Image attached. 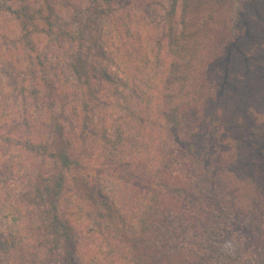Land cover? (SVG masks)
Here are the masks:
<instances>
[{"label":"trees","instance_id":"1","mask_svg":"<svg viewBox=\"0 0 264 264\" xmlns=\"http://www.w3.org/2000/svg\"><path fill=\"white\" fill-rule=\"evenodd\" d=\"M85 1L84 25L78 23L76 32L80 35L81 28L89 29L91 36L104 30L113 35L108 40L115 46V57L128 63L134 77L131 88L141 91L135 96L146 126L143 142L130 149L120 124L111 127V134L100 124V137L91 117L78 113L80 131L95 133L103 153L115 161L125 160L142 183L131 186L111 180L107 193H101L102 183L92 179V169L74 158L63 141L51 147L47 157L59 173L35 189L43 205L45 264H264V251L256 258L247 254L250 241L236 231L241 218L231 209V192L223 191L219 183V176L231 177L233 183L249 181L243 198L252 212L264 216V187L253 182L251 169L255 160L264 158V96L260 101L261 94L256 93L257 76L264 73V0H244L234 22L230 16L218 17L224 10L232 14L227 0H170L163 35L154 41L140 33L145 27L139 31L129 10L111 19L108 14L115 0ZM11 8L12 1L0 0V9L21 19L26 31L33 15L25 5ZM47 26L52 23L47 21ZM108 50V45L100 46L99 58L106 60ZM93 68L116 90L125 85L103 65ZM70 70L75 78L85 76L82 56L72 57ZM155 77L162 83L160 99L146 93L156 85ZM218 107L221 117L216 115ZM207 143L222 145L217 149L228 163L222 172L215 170V154ZM125 149L129 151L124 156ZM68 182L78 186L89 217L84 214L78 221L77 206H60L70 190ZM85 218L97 235L91 249V237L83 233ZM228 240L238 245L234 258L220 252ZM18 242L15 237L2 238L0 251L8 252Z\"/></svg>","mask_w":264,"mask_h":264},{"label":"rangeland","instance_id":"2","mask_svg":"<svg viewBox=\"0 0 264 264\" xmlns=\"http://www.w3.org/2000/svg\"><path fill=\"white\" fill-rule=\"evenodd\" d=\"M10 1L13 10L25 5L34 19L24 31L21 29V19L18 20L15 14L6 9H0V241L2 238L15 237L20 243L8 252L0 251V264H45L47 247L43 245L46 237L42 229L43 205L35 197V189L39 184L46 183L47 177L59 173L58 167L47 157V153L53 150L51 147L57 144L59 147L63 141L62 145L68 147L74 158L92 169V179L102 183L98 186L101 193H107L111 180L138 186L142 183L141 176L135 174L125 160L115 161L103 153L101 141L95 138V133H81V117L78 118V113L91 117L92 128H96L95 132L100 137V124L109 128V134L112 126L120 124V129L125 131L124 141L128 149L143 142L146 121L141 116L140 109L143 107L136 100L141 91L131 88L134 77L128 70L129 65L116 59L113 51L115 46L111 44L112 40H108L113 35L104 30L91 36L89 29L81 28L80 35L76 32L78 23L84 25L85 0ZM169 1L115 0L108 15L111 19L120 18L129 10L128 13L139 23V31L145 27L144 32L140 33L146 39L160 40L164 32L163 15ZM227 3L232 8V14L228 15L224 10L218 12V17L228 20L227 16H230L234 22L245 2L227 0ZM47 21L52 23L50 28ZM58 30L65 34L60 36ZM66 34L72 35L71 41L66 38ZM102 45H108V51H111L106 53V60L97 54V49ZM77 55L82 56L84 62L85 76L80 79L75 78L70 70L72 57ZM102 65L110 71L112 78L117 76L118 81L125 85L116 90V86L108 80L101 79L93 66ZM151 76V79L154 78ZM263 77L262 72L257 76L260 82L256 93L261 94L260 101H263L261 97L264 96ZM158 79L155 77V86L151 84V92H146L156 99H160L162 93V83H158ZM244 94L251 97L246 90ZM221 107L216 110L219 117L222 116ZM56 126H59V132ZM57 132H62V140L58 139ZM207 144L215 154V170L222 172L228 166L223 152L217 149L222 145ZM139 149L140 153L142 148ZM127 151H122L124 156ZM253 163V182L264 187V158H258ZM235 182H232L231 177L219 176L223 191L231 192V209L241 218L236 231L250 241L251 251L248 250L247 254L256 258L264 251V216L252 212V205L248 204L247 198H243L248 191L246 185H251L249 181ZM66 188L70 190L66 192L60 206L65 203L77 206L78 221L84 214L89 217L88 205L84 204L83 198L78 197V186L68 182ZM81 221L86 227L83 233L91 237V249L97 235L93 236L87 218ZM95 226L98 229L99 225ZM220 252L234 258L238 253V245L225 241L220 246Z\"/></svg>","mask_w":264,"mask_h":264}]
</instances>
